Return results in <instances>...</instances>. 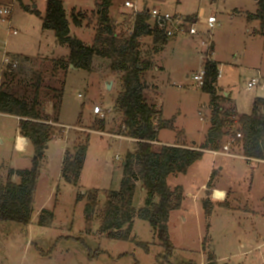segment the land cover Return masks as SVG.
<instances>
[{"label": "rangeland", "instance_id": "374dc122", "mask_svg": "<svg viewBox=\"0 0 264 264\" xmlns=\"http://www.w3.org/2000/svg\"><path fill=\"white\" fill-rule=\"evenodd\" d=\"M62 1L73 33L87 45L95 44L101 0ZM7 2L0 0V6ZM124 2L114 0L110 10L119 40L127 39L121 22L130 13L121 9ZM148 6L186 15L201 9L206 15L215 13L218 21L214 30L216 58L230 63L226 69L230 77L229 90L239 97L240 111L250 114L256 97L264 98V91L258 85L247 89L254 69H259L264 77L262 23L248 20V14L258 10L256 0H148ZM46 9L47 0H19L15 6L13 26L19 34L9 37V53L31 59L20 65L22 69L8 71L11 73L6 77L4 74L0 89L27 101H31L39 89L43 110L52 115L53 103L59 99L63 88L59 121L65 127L55 126L42 161L33 196L32 222L23 225L0 221V264H209L213 258L216 264H264V165L240 158L214 157L206 153L186 174L168 178L169 188L182 187L185 195L182 208L171 212L168 223L174 244L171 253L157 239L150 223L139 218L134 219L130 233H127V225L123 227L122 233L129 234L126 239L113 238L108 231H102L108 197L121 187L126 155L137 151V142L122 133L123 114L116 104L123 89L122 74L113 73L109 61L103 58L96 59L91 72L65 69L56 64L59 59H68L70 51L67 45L58 43L53 30L43 27ZM78 12L87 16L80 27L73 23V14ZM4 39V26L0 25V41ZM185 40L192 54L174 55V45L183 39L173 41L163 50V43L157 42L154 34L143 37L139 47L140 76L147 84L146 100L161 111L154 119L155 126L162 123L158 141L200 146L197 144L204 141L211 125L212 108L210 95L196 87L192 79L203 66L199 38L195 43ZM162 50L167 66L160 74L154 68L159 65ZM101 111L106 112L104 119L100 117ZM100 120L104 125L102 130H97ZM237 128L231 130L236 132ZM19 133V120L0 113V185L6 183L9 170H26L33 166L35 147L30 143L19 152L15 146ZM88 135L84 168L78 184L74 185L61 175L63 146L67 145L68 150L74 152ZM18 139L17 147L22 149L27 140ZM230 139L233 141L232 136L227 138ZM230 145L234 154H240L236 141ZM219 165L223 166L220 175ZM210 180L204 190L202 185ZM13 181L19 182V178L14 176ZM215 183L227 188L228 198L224 199L226 193L218 189L211 195L209 189ZM136 187L133 207L139 209L144 207L147 193L146 189L142 190L141 182H136ZM89 192L97 194L98 200L91 222L85 215L87 198L78 200L79 195ZM209 196L214 208L211 216L205 214L203 205ZM114 202L119 203L116 198ZM46 211L53 212L52 221ZM44 214L47 224L39 223Z\"/></svg>", "mask_w": 264, "mask_h": 264}, {"label": "trees", "instance_id": "16d2710c", "mask_svg": "<svg viewBox=\"0 0 264 264\" xmlns=\"http://www.w3.org/2000/svg\"><path fill=\"white\" fill-rule=\"evenodd\" d=\"M114 0H101L98 3L99 31L95 44L87 45L82 39L71 32V22L67 17L62 0H47V9L43 17V27L55 32L58 43L69 48L68 59H59V64L65 69L73 65L76 69L93 71L97 58L109 61L113 73L122 74L123 89L116 104L123 114V127L126 135L137 142V151L128 152L123 165V178L118 191H112L107 200L104 224L102 231H108L113 238H127L122 229L127 225V233L133 229L135 218L148 221L155 231L157 239L169 253L174 249V244L169 235V219L171 212L182 208L185 195L182 187L171 190L167 183L168 178L175 174H186L191 165L199 161L204 150H218L226 143L236 141L241 148V155L248 160L264 161V98H256L250 114H241L237 120L233 109L225 110L222 103L227 98L220 95L217 89L219 68L217 62L206 63V77L202 91L210 95L212 108L211 125L208 129L205 142L199 147L188 145H163L155 148L158 142L159 130L162 126L154 125V119L160 114L156 105L149 103L145 98L147 84L141 79L140 65V40L151 36L161 40V35L151 30L146 23L147 16L141 13L137 16L135 30L132 37L119 40L113 26L110 9ZM258 10L248 14V20H258L264 32V0H257ZM37 15L39 12L35 10ZM73 23L80 27L87 18L83 12L73 14ZM21 66L30 61L31 57L21 56ZM19 66V70L22 69ZM145 68H149L147 65ZM5 73V77L7 74ZM13 73V72H12ZM55 92L59 91L54 89ZM63 100V88L59 91V99L53 103L54 114H47L42 107L39 89L31 101L0 89V113L20 118L19 130L21 136L27 138L34 148L32 167L26 170L11 169L7 181L0 185V221L16 222L28 225L32 221V204L39 170L45 159L49 142L53 138L55 126L59 124V113ZM99 129L104 121L100 120ZM238 126L237 131L231 128ZM237 133L242 138L237 137ZM88 135L80 143L76 151L66 150L61 175L69 183L77 185L84 168L87 150ZM229 136L233 141L227 140ZM214 173L211 174V180ZM17 176L19 182H14ZM211 180L206 185H210ZM136 182H141L146 189L147 197L144 207L135 209L133 199L136 191ZM87 198L85 206L86 220L91 222L97 207V194L89 192L79 195L78 200ZM114 198L119 203L114 202ZM264 202V199H263ZM205 214L211 216L213 205L210 196L203 202ZM47 218L52 221L54 214L46 211ZM47 218L41 215L39 223L47 224ZM209 264H216L210 259Z\"/></svg>", "mask_w": 264, "mask_h": 264}, {"label": "built area", "instance_id": "2783aa9c", "mask_svg": "<svg viewBox=\"0 0 264 264\" xmlns=\"http://www.w3.org/2000/svg\"><path fill=\"white\" fill-rule=\"evenodd\" d=\"M146 0H125L123 3L124 9L129 11V15L126 16L125 20L121 22L124 26V33L126 38L132 37L137 16L141 13H145L147 16L146 23L149 28L154 32L157 31L161 35L163 42L172 40L174 38H199V49L201 53V59H203V66L192 76V79L196 87H202L206 77V63L215 62V41H214V30L218 26V21L215 13L206 15V12L201 9L195 15H186L181 12H171L164 10L160 6L149 7ZM19 3V0H8L7 3L0 6V25L4 26L5 39L0 41V81L7 71H13L18 68L22 60L18 56H11L8 49V39L12 35H18L19 30L13 26V12L15 6ZM204 26V28H200ZM254 74L247 81V89H253L258 85L261 90H264V77L259 69L253 70ZM221 76L219 71L218 78ZM98 111V108L95 109ZM106 112L101 111L100 117L104 119ZM124 135L127 132L125 127L122 130ZM111 137H118V135L106 134ZM127 136V135H126ZM237 137L241 138L242 135L237 133ZM19 139L17 138L16 148ZM231 143L223 145V152H213L214 155L224 154L227 156H236L231 152ZM213 190V195H214ZM225 199V198H224Z\"/></svg>", "mask_w": 264, "mask_h": 264}, {"label": "crops", "instance_id": "0c3cea01", "mask_svg": "<svg viewBox=\"0 0 264 264\" xmlns=\"http://www.w3.org/2000/svg\"><path fill=\"white\" fill-rule=\"evenodd\" d=\"M22 1V0H21ZM146 3H147V5H148V0H146L145 1ZM256 2H257V0H256ZM113 3H114V1H113ZM121 9H123L124 10V7H123V5L121 6ZM111 10V9H110ZM197 13V12H196ZM196 13H191V14H188V15H195ZM256 32H257V30H255ZM71 32H72V34L73 35H75L74 33H73V30H72V26H71ZM76 36V35H75ZM177 39H183V41L182 42H180V44H175L174 45V47H173V54L174 55H189V54H192V51H191V47H190V45H188V44H186V40L185 39H190V40H188V41H190V42H197V38H174V39H172V41L171 40H169V41H165V42H163L162 41V39L161 40H158V39H156V41L157 42H160V43H163L161 46H162V49L164 48V47H167V46H169V45H171V43L173 42V41H177ZM85 42V41H84ZM194 42V43H195ZM86 43V42H85ZM87 44V43H86ZM172 47V46H171ZM198 47V46H197ZM164 50V49H163ZM163 50L159 53V56H158V59H159V65H157V66H155V70L158 72V73H163L164 71H166V64L164 63V60H163ZM21 57V56H20ZM29 57V56H28ZM214 61L215 62H217V64H218V68H219V71L221 72V76L219 77V79H218V82H217V89H218V92H219V94L220 95H222V96H224V98H227V101H225V102H223L222 103V106H223V108L225 109V110H228L229 108H231V109H233L234 110V112H235V114H236V116L234 117V120H237V118H238V116L239 115H241V114H245V113H242V111H240V109H241V107H240V102H239V97L236 95V94H234L233 92H232V90L230 91L229 90V88H230V77L228 78L227 76H229V74H228V72H227V70L226 69H228V67L230 66V63H228V62H224V60L223 61H221L220 62V60L218 59V58H216V47H215V52H214ZM232 66V65H231ZM224 68V70H223V68ZM233 68V67H232ZM235 68H237V67H235ZM234 68V69H235ZM238 69V68H237ZM236 69V70H237ZM233 72L231 71V73H230V75L232 74ZM250 78V77H249ZM248 78V79H249ZM261 90V89H260ZM262 91H264V90H262ZM256 98H258V97H256ZM243 105H245V104H243ZM51 106H49L48 107V109L47 110H49V113H50V111H52L53 110V107H52V110H51V108H50ZM54 111V110H53ZM19 121H20V118H18V117H16ZM57 126H61V127H65L64 126V124L61 122V121H59V124H57ZM67 127H69V126H67ZM70 128V127H69ZM210 128V127H209ZM19 132H20V130H19ZM208 132V131H207ZM23 137V136H21V133H19V134H17V138H19V137ZM207 136V135H206ZM26 140H27V142H25L24 143V147L21 149V150H18L19 152H22V151H24L26 148H27V145L28 144H30V142H29V140L27 139V138H25ZM131 140H133V139H131ZM205 140H206V137H205V139H204V141L203 142H201L200 144H197V145H202L204 142H205ZM133 141H135V140H133ZM136 142V141H135ZM227 144V143H226ZM49 145V144H48ZM155 145H158V146H163V145H183V144H176V143H172V142H160V141H158V142H155ZM195 145H196V143H195ZM200 146H195L196 148H199ZM63 148H64V151H66L67 149H68V146L67 145H64L63 146ZM230 148H231V145H230ZM20 149V148H19ZM231 150V149H230ZM48 151V148H47V150H46V152ZM213 152H220V153H222L223 152V146L220 148V149H218V150H213V149H210V150H204V154H211V155H213L214 157H216V156H225V157H231V156H227V155H224V154H218V155H214V153ZM231 152H233L232 150H231ZM64 155H65V152H64ZM236 156H234L233 158H240V159H243V160H246V161H249V162H257V163H259V164H262V165H264V161H258V160H248L247 158H245L244 156H242L241 155V152H240V154H235ZM219 175L221 174V172L223 171V166H220L219 165ZM207 184L206 183H204L203 185H202V187H203V189L205 190L206 189V186ZM206 186V187H205ZM138 187H136V189H137ZM208 189V188H207ZM221 190L222 192H225L226 193V195H225V199L226 198H228V192H227V188H225V187H222V186H220L219 184H217V183H215V184H213V185H211V187H210V191L212 190V193H211V195L213 194V190ZM142 190L145 192V189L144 188H142ZM210 194V193H209ZM264 198V197H263ZM214 199V201H218V203H221L220 202V200H217V199H215V198H213ZM222 204V203H221ZM220 204V205H221Z\"/></svg>", "mask_w": 264, "mask_h": 264}, {"label": "water", "instance_id": "95a60500", "mask_svg": "<svg viewBox=\"0 0 264 264\" xmlns=\"http://www.w3.org/2000/svg\"><path fill=\"white\" fill-rule=\"evenodd\" d=\"M70 68H74V66L73 65H70ZM109 86V85H108Z\"/></svg>", "mask_w": 264, "mask_h": 264}]
</instances>
